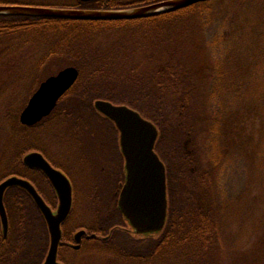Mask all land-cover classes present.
<instances>
[{"label": "trees", "instance_id": "16d2710c", "mask_svg": "<svg viewBox=\"0 0 264 264\" xmlns=\"http://www.w3.org/2000/svg\"><path fill=\"white\" fill-rule=\"evenodd\" d=\"M161 1L164 0H78V6L109 11ZM220 1L201 2L135 20L0 16V61L23 54L26 49L41 51L23 86V106L7 113L11 138L0 159V183L16 175L35 184L37 170L24 163V157L33 151L44 153L62 168L44 148L45 138L51 135L74 148L77 144L74 159L77 160V151L78 157L82 155L95 169L87 199L96 220L103 221L107 231L120 224L124 216L118 208L116 192L126 175L119 132L110 119L96 110L95 102L127 105L158 128L155 150L166 166L168 217L162 235L150 239L144 247L133 240L122 243L116 232L110 243L120 242L133 254L122 258L127 263L218 264L217 244L222 240L220 222L226 200L213 197L216 168L225 163L228 146L241 141L240 131L226 118L243 92V20L247 13L254 19L246 38L255 43V30L260 26L259 22L255 24L256 17L264 9V0H233L231 8L222 13V32L204 40L200 31L216 23ZM13 4L11 0H0V5ZM196 36L203 38L202 45L208 43V49L196 41ZM55 59L60 60L59 69H64L63 61L76 67L79 79L49 117L35 126L22 125L20 114L32 95L43 81L59 72H48V65ZM40 128L43 135L38 132ZM231 135H237L235 143H227ZM101 155L104 163L99 162ZM98 168L101 176H97ZM103 183L106 190L100 194ZM49 186L57 204L56 193ZM4 203L9 233L4 239L0 224V250L7 264H43L50 234L33 198L24 189L12 187ZM69 219L64 224V234ZM78 229L74 226L71 231ZM70 238L66 235L65 239ZM109 254H116L112 247ZM58 259L71 264L63 249Z\"/></svg>", "mask_w": 264, "mask_h": 264}, {"label": "rangeland", "instance_id": "374dc122", "mask_svg": "<svg viewBox=\"0 0 264 264\" xmlns=\"http://www.w3.org/2000/svg\"><path fill=\"white\" fill-rule=\"evenodd\" d=\"M11 1L17 5L36 8L81 9L78 6V0ZM232 1H220L218 5L220 17L207 30L204 28L205 30L200 31L205 35L204 40H210L217 33L222 32V19L225 17L222 13L231 8ZM262 3L264 1L261 2V6ZM256 19L255 24L259 22L260 26L257 25L255 30L257 33L255 43L250 38H246V32L251 30L249 28L254 19H251L247 13L243 20V30L246 31L245 34L243 33L245 43L241 56L240 82L243 92L240 95L242 97H238L239 100L234 103L229 111L230 115L227 114L226 118L231 120L238 132L240 131L241 141L235 143L234 139L237 135H231L230 140H228L229 136L227 137V143L232 141L235 144L228 146L225 163H219L216 168L218 174L216 170L214 171L216 191H213V197L216 198L215 200L218 197L220 200H226L224 218L220 222L223 226L222 240L217 244L218 264H264V9ZM202 39L201 36H196L197 42L200 40L201 43ZM202 47L208 49V43ZM24 52L0 61V159L11 138L7 120L8 110L20 109L23 106L25 98L23 86L41 54V51L35 49H26ZM58 61L60 60L51 61L48 72L63 70L59 69L61 66L58 65ZM61 64L64 68L70 67L68 61H63ZM43 131V128H40L38 132L43 135ZM51 137L48 135L45 138L44 148L52 158L62 164L63 168L66 167L77 189L76 207L72 220L79 223L78 225H91L92 218L96 216L89 209L87 189L95 169H92L82 155L78 157L77 151V160L74 159L73 150H79L77 144L74 148L70 144H63ZM98 159L101 163L105 162L104 156ZM97 172V176H101L102 172L99 168ZM101 186L103 190L99 192L103 194L106 187L104 183ZM77 264L133 263L123 261L120 263L110 254L84 251L79 253Z\"/></svg>", "mask_w": 264, "mask_h": 264}, {"label": "water", "instance_id": "95a60500", "mask_svg": "<svg viewBox=\"0 0 264 264\" xmlns=\"http://www.w3.org/2000/svg\"><path fill=\"white\" fill-rule=\"evenodd\" d=\"M94 2L97 0H81ZM212 0H167L124 10L49 9L31 6L0 5V16L62 18L91 21L135 20L183 9ZM79 70L66 67L41 83L20 114L25 126H35L49 117L61 98L76 84ZM96 110L110 119L120 133V145L125 158L126 179L120 192L118 206L123 216L138 234H157L166 227L168 217V186L166 166L155 147L159 137L157 126L127 105H115L105 100L95 102ZM29 168L41 170L55 189L59 206L56 212L45 202L34 184L22 177L11 176L0 183V215L7 236L9 219L4 197L8 189L19 187L27 191L47 222L50 247L43 264H64L58 259L62 242V224L73 206V187L69 177L55 168L43 153L33 151L24 157ZM86 234L82 230L76 240ZM79 248V247H76Z\"/></svg>", "mask_w": 264, "mask_h": 264}, {"label": "flooded vegetation", "instance_id": "af4514ba", "mask_svg": "<svg viewBox=\"0 0 264 264\" xmlns=\"http://www.w3.org/2000/svg\"><path fill=\"white\" fill-rule=\"evenodd\" d=\"M117 131H118V129H117ZM119 145H120V133H119ZM120 150H121V145H120ZM38 152H40V151H38ZM121 153H122V150H121ZM47 160L55 168H57L61 171H62V169H65L66 171L63 170L62 172H64L69 177V179L71 181V184L73 187V206H72V211L68 217V219H69L70 216H73V214L75 212V207H76L77 189L75 187V183L73 181V178L67 172L66 167L63 168L62 164L59 163V165L62 167V168H59V167L55 166L49 158H47ZM124 162H125V158H124ZM76 163L79 164V162H77V161H76ZM124 169H125V164H124ZM36 170H37V173L35 175V182L36 183L35 184L33 183V184L37 188L39 194L42 196V198L45 200V202L52 208V210L54 212H56L58 209V206H59V199H58L57 193H56L55 189L53 188L55 193H56L57 200H58V203L56 204V199H54L55 197H54L53 192L49 186V184L52 186L51 182L49 181V179L45 176V174L41 170H39V169H36ZM125 175H126V169H125ZM125 179H126V176H125ZM124 182L122 184L120 183L121 188L119 191L116 192V194H118V201H119L120 192L122 190ZM101 188H102V186H101ZM117 205H118V203H117ZM35 206L39 210V212L41 213V211L38 208L36 203H35ZM19 207L21 208V205H19ZM118 208H119V206H118ZM8 219H9V217H8ZM68 219L62 224V242H61L60 247H59L58 255L60 253V249H63L64 256L67 257L68 261H70L71 264H77V258H78V255L80 252H84V251L85 252L86 251L87 252H93V251L95 252L96 251V252L104 254V255H109L110 247H112L114 252L117 254V255L115 254L114 257L117 258L120 263L123 260H124L123 262H125V259H122V258L131 257V256H133V254H129L124 249L122 243H124L125 241L133 240L134 244H138L139 247H144V245H147L149 243L150 239L159 238L165 230V228H164L162 232L157 233V234L156 233L155 234H138L136 232V230L132 227L130 222L124 217V220L121 221L120 224L114 225L112 228H110V230L107 231L103 221L96 220V217H95L94 219L92 218L93 221H92L91 225H78L79 223H77L75 220H72V218L69 219V222L67 224L68 228L66 229L67 233L64 234V224L68 221ZM0 224H1V228H2L1 233H3L2 237L5 239V237H7L8 235L6 236L4 234V228H3V224H2L1 215H0ZM46 224H47V222H46ZM74 226L79 227V229L76 231H71ZM47 228H48V225H47ZM82 230H85L86 234L83 235L81 237L80 242H78L76 240V234ZM48 231H49V229H48ZM114 232L118 233L120 239H122V241H121L122 243H120V242L110 243L111 237H112ZM8 233H9V231H8ZM66 235L71 236V238L66 240L65 239ZM76 247H79V248H76ZM0 264H7L6 255L3 254L1 252V250H0Z\"/></svg>", "mask_w": 264, "mask_h": 264}]
</instances>
